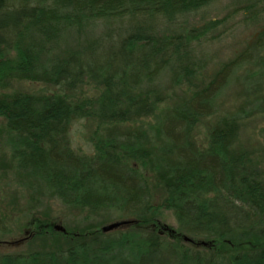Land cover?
<instances>
[{
  "label": "trees",
  "instance_id": "1",
  "mask_svg": "<svg viewBox=\"0 0 264 264\" xmlns=\"http://www.w3.org/2000/svg\"><path fill=\"white\" fill-rule=\"evenodd\" d=\"M218 1L0 0V84L17 75L45 85L0 101L15 168L69 208L132 219L120 232L88 235L48 254L0 255V264H264V182L248 170L246 157L221 149L238 120L219 121L210 134L215 149L192 141L196 124L216 115L234 77L252 66L244 54L173 114L154 116L164 153L175 159L164 206L174 211L177 230L153 216L139 133L87 141L92 151L86 153L74 136L86 138L72 130L80 125L84 131L88 120L99 128L155 114L175 62L206 42L215 26L196 27L190 19H205L204 10ZM97 30L105 36L62 49L69 37L81 40ZM178 65L187 77L189 66Z\"/></svg>",
  "mask_w": 264,
  "mask_h": 264
},
{
  "label": "rangeland",
  "instance_id": "2",
  "mask_svg": "<svg viewBox=\"0 0 264 264\" xmlns=\"http://www.w3.org/2000/svg\"><path fill=\"white\" fill-rule=\"evenodd\" d=\"M204 11H207L205 19L201 18L204 14L190 19L193 26L201 27L210 21L215 26L206 42L193 47L191 56L185 52L183 59L175 62L173 71L161 84L165 92L155 114L136 115L126 123L99 128L97 121L88 120L84 131L80 125L72 128L74 133L80 132L86 138L82 139L80 134L74 136L75 146L86 153L92 151L87 141H108L139 133L143 140L139 152L141 170L152 189L153 216L160 224L174 230L179 225L174 211L164 206V198L165 184L170 179L168 171L175 165V159L164 153L165 140L154 116L161 114L163 118L173 114L178 105L204 87L223 66L243 54L244 61L248 60L252 66L240 70L234 77L218 101L216 115L196 124L192 141L198 149H215L210 144L212 130L218 128L219 121L237 119L233 134L221 149L233 157H246L248 170L256 173L258 181L264 182V0H220ZM104 36V30H97L87 32L81 40L69 37L62 49H79ZM257 45H261L258 52ZM178 62L189 66L191 72L187 77L176 70L181 69ZM44 86L41 82L10 76L0 84V101L11 99L14 94H33ZM6 123V118L0 115V218L4 227V232L0 231V255L48 254L67 248L82 237L102 233L108 225L132 220L115 211L69 208L38 181L31 180L26 172L15 168L4 133ZM182 238L187 243L185 237Z\"/></svg>",
  "mask_w": 264,
  "mask_h": 264
},
{
  "label": "water",
  "instance_id": "3",
  "mask_svg": "<svg viewBox=\"0 0 264 264\" xmlns=\"http://www.w3.org/2000/svg\"><path fill=\"white\" fill-rule=\"evenodd\" d=\"M130 224H131V222H128V221L114 223V224H111V225L104 227L102 231H103V233L108 234V233H111V232H113L119 228L126 227ZM185 241L186 242H192V240L187 238V237H185ZM201 244L205 245V243H203V242Z\"/></svg>",
  "mask_w": 264,
  "mask_h": 264
}]
</instances>
